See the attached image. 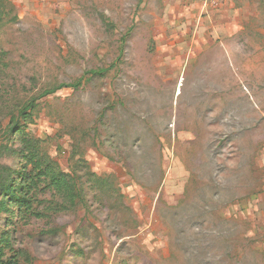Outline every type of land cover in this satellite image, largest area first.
I'll return each instance as SVG.
<instances>
[{
	"label": "rangeland",
	"instance_id": "rangeland-1",
	"mask_svg": "<svg viewBox=\"0 0 264 264\" xmlns=\"http://www.w3.org/2000/svg\"><path fill=\"white\" fill-rule=\"evenodd\" d=\"M227 2L230 36L168 0H0V173L31 139L68 181L0 212V264H252L264 0Z\"/></svg>",
	"mask_w": 264,
	"mask_h": 264
},
{
	"label": "trees",
	"instance_id": "trees-1",
	"mask_svg": "<svg viewBox=\"0 0 264 264\" xmlns=\"http://www.w3.org/2000/svg\"><path fill=\"white\" fill-rule=\"evenodd\" d=\"M2 12L0 11V15ZM105 69L99 70L100 74H103ZM96 73V71H94ZM81 82L73 84H64L54 89L45 90L42 96L50 95L57 90L64 87H78ZM35 102L29 103L23 110L22 114H27L28 109H33ZM28 116V115H26ZM16 129V127H15ZM14 129V130H15ZM22 153L24 158L28 160V163L32 164V169L27 171L26 167L23 171H18V177H15V171L4 167L0 173V212L9 211L10 206H16L21 211H30L33 207V203L36 201L35 191L42 180L50 181V184L56 187H64L68 181L65 176L52 171L50 166L43 167L44 161L39 158L40 148L31 139H24L22 147ZM15 174V175H14ZM66 192H71L70 189H66ZM69 195V194H68ZM3 249L0 248V256H3Z\"/></svg>",
	"mask_w": 264,
	"mask_h": 264
},
{
	"label": "crops",
	"instance_id": "crops-1",
	"mask_svg": "<svg viewBox=\"0 0 264 264\" xmlns=\"http://www.w3.org/2000/svg\"><path fill=\"white\" fill-rule=\"evenodd\" d=\"M227 1L228 0H222V4H221L220 8L211 9V10H216V12H214V14L216 13V29L218 31H220L221 33H224V35L230 36V34L232 32V27H231L230 23H231V20H233L232 23L234 22L235 13L231 8L227 7L228 6ZM168 4H169V6H167L166 9H167L168 13L173 18L172 24L177 23V25H179L180 22L187 20V17L191 18L192 16H194V12L196 10L197 11L200 10L199 11L200 16H202V12L204 11V9H203L204 0H168ZM229 10L231 12L230 16H233L231 18L228 15ZM217 12H218V14H217ZM172 18L170 17L171 20H172ZM224 19H228V20L222 22V20H224ZM218 20H219V22H218ZM207 24L208 23H206V20H205L204 25L201 27V32H204L206 30L205 27L207 26ZM165 36L167 37L166 34H165ZM203 49H206V48H203ZM193 63L194 62L190 60L187 65L193 66ZM262 208H264V207H262ZM262 215L264 216V211H263ZM257 227H259L261 230H264V220L262 222H260ZM254 253L255 254L253 256H251L250 262L252 264H264V233L260 235L258 240L256 239V242L254 243Z\"/></svg>",
	"mask_w": 264,
	"mask_h": 264
},
{
	"label": "built area",
	"instance_id": "built-area-1",
	"mask_svg": "<svg viewBox=\"0 0 264 264\" xmlns=\"http://www.w3.org/2000/svg\"><path fill=\"white\" fill-rule=\"evenodd\" d=\"M222 4V0H204L203 9L209 11L211 9H218Z\"/></svg>",
	"mask_w": 264,
	"mask_h": 264
}]
</instances>
